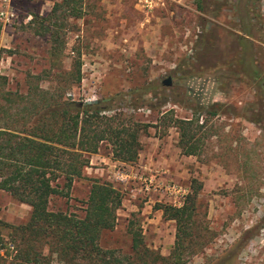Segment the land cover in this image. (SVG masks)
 I'll return each mask as SVG.
<instances>
[{
  "label": "rangeland",
  "instance_id": "rangeland-1",
  "mask_svg": "<svg viewBox=\"0 0 264 264\" xmlns=\"http://www.w3.org/2000/svg\"><path fill=\"white\" fill-rule=\"evenodd\" d=\"M57 2L15 0L16 18L0 22V127L25 113L26 103L18 97L26 95L28 75L54 88L58 74L79 58L81 82L65 98L89 102L113 96L102 105L132 115L146 131L136 162L113 161L109 145L102 144L88 156L68 196L54 197L49 209L82 217L93 182L106 183L122 202L115 227L101 235L100 246L129 254L132 227L150 251L168 257L175 222L156 208L181 207L198 182L201 249L186 264H227L234 253V264H264V0H219L218 8L213 0H81V17L63 22V47L53 57L48 36L35 30L47 24ZM245 24L255 27L251 35L242 31ZM240 37L249 45L246 54L237 45ZM167 77L168 88L161 84ZM149 84L165 90L153 99L155 105L149 101L129 109L138 96L133 92ZM193 101L226 108L200 118L203 146L199 156L187 157L178 148L176 128L162 116L192 118ZM29 214L28 206L0 191L1 223L23 225ZM0 239V264H22L10 230L2 225ZM50 264L63 263L53 258Z\"/></svg>",
  "mask_w": 264,
  "mask_h": 264
},
{
  "label": "trees",
  "instance_id": "trees-1",
  "mask_svg": "<svg viewBox=\"0 0 264 264\" xmlns=\"http://www.w3.org/2000/svg\"><path fill=\"white\" fill-rule=\"evenodd\" d=\"M218 1L213 0L216 8ZM80 4L81 0H60L47 15V24L40 25V31L35 30L37 35L48 36L53 57L63 47L60 34L63 22L81 17ZM252 13L250 10L248 16ZM33 21L28 24L33 25ZM254 28L245 24L242 31L251 35ZM245 42L240 37L237 45L240 50L244 48L246 54L249 45ZM251 49L250 46L249 56ZM218 64L216 61L213 63ZM80 68L79 58L73 60L69 71L58 74L61 79H56L54 88H44L39 85V76L28 75L26 95L18 97L26 103L24 109L21 108L25 113L21 120L0 127V191L30 208L28 221L23 225L0 222L10 230V237L16 244L13 250L18 252L22 264H50L53 258L63 264H186V259L196 256L201 249L196 204L202 185L198 182H194L195 186L191 187L181 207L159 205L156 208L162 211L164 219L175 222V238L168 257L150 251L142 234L132 227L129 254L122 255L100 246L101 235L114 229L116 211L122 202L121 194L106 183L93 182L82 217L49 209L54 197L68 196L72 183L88 166V156L97 154L102 144L109 145L113 161L123 164L136 162L140 136L146 131L145 126L133 122L132 115L127 116L109 105H102V102L109 104L113 96L93 103L65 98L67 90L71 91L80 84ZM253 75H256L255 69ZM140 91L133 92L138 96L136 104L133 103L129 109L143 108L142 105L149 101L153 107V99L156 100L165 90L159 85L149 84ZM148 96L150 98H146ZM162 99L163 104L168 103L166 95ZM188 107L193 113L192 118L168 117L169 112L162 117L169 118L176 128L181 154L197 157L203 146L199 131L204 124H200V118L216 117L226 107L218 104L205 106L197 101ZM0 109L3 110L1 106ZM110 112L112 114L107 115ZM227 112L229 110H224ZM235 254L227 264H234Z\"/></svg>",
  "mask_w": 264,
  "mask_h": 264
},
{
  "label": "built area",
  "instance_id": "built-area-1",
  "mask_svg": "<svg viewBox=\"0 0 264 264\" xmlns=\"http://www.w3.org/2000/svg\"><path fill=\"white\" fill-rule=\"evenodd\" d=\"M15 0H0V22L3 25L10 24L15 18ZM31 17L27 18L30 21Z\"/></svg>",
  "mask_w": 264,
  "mask_h": 264
},
{
  "label": "water",
  "instance_id": "water-1",
  "mask_svg": "<svg viewBox=\"0 0 264 264\" xmlns=\"http://www.w3.org/2000/svg\"><path fill=\"white\" fill-rule=\"evenodd\" d=\"M161 84H162V86H164V87H170L171 86V78L170 77H167L165 80H163L162 82H161ZM93 102H95V101H89V102H86V103H93Z\"/></svg>",
  "mask_w": 264,
  "mask_h": 264
}]
</instances>
